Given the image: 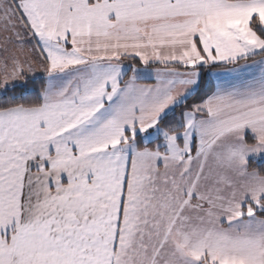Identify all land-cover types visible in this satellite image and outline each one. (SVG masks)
Returning a JSON list of instances; mask_svg holds the SVG:
<instances>
[{"label":"snow or ice","instance_id":"obj_1","mask_svg":"<svg viewBox=\"0 0 264 264\" xmlns=\"http://www.w3.org/2000/svg\"><path fill=\"white\" fill-rule=\"evenodd\" d=\"M0 264H264V0H0Z\"/></svg>","mask_w":264,"mask_h":264}]
</instances>
